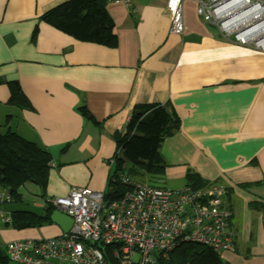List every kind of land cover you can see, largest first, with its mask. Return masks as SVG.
Returning a JSON list of instances; mask_svg holds the SVG:
<instances>
[{"label": "crops", "instance_id": "0c3cea01", "mask_svg": "<svg viewBox=\"0 0 264 264\" xmlns=\"http://www.w3.org/2000/svg\"><path fill=\"white\" fill-rule=\"evenodd\" d=\"M65 1L0 0V133L10 129L52 160L44 200L23 185L38 198L27 208L74 187L106 191L114 134L135 105H163L179 129L160 144L166 167L153 181L178 189L192 172L224 185L234 237L220 258L264 264V52L223 39L193 0L182 2L181 35L169 32L167 0L107 1L116 47L80 42L40 20ZM13 83L29 108L8 103ZM81 105L98 124L79 114Z\"/></svg>", "mask_w": 264, "mask_h": 264}, {"label": "built area", "instance_id": "2783aa9c", "mask_svg": "<svg viewBox=\"0 0 264 264\" xmlns=\"http://www.w3.org/2000/svg\"><path fill=\"white\" fill-rule=\"evenodd\" d=\"M183 1L167 0L170 34H182ZM193 1L196 15L214 25L223 39L264 52V0ZM122 182L132 187L115 200L106 201L104 191L74 187L50 201L53 210L71 218L70 230L49 238L4 244L9 262L162 264L170 251L184 244L207 247L218 256L233 250L232 212L224 203L227 192L222 184L169 189L126 177ZM10 201L7 190L0 188L2 228L12 222L11 215L4 211Z\"/></svg>", "mask_w": 264, "mask_h": 264}, {"label": "trees", "instance_id": "16d2710c", "mask_svg": "<svg viewBox=\"0 0 264 264\" xmlns=\"http://www.w3.org/2000/svg\"><path fill=\"white\" fill-rule=\"evenodd\" d=\"M106 4L107 0H67L42 14L40 20L77 41L115 48L117 39ZM8 103L18 108H29L28 100L16 83L10 85ZM77 110L92 124H98L85 106L81 105ZM8 119L9 116L6 117V121ZM178 129L179 121L168 111L167 106L135 105L121 134L117 132L114 134L116 152L104 191L105 200L118 199L131 189V184L122 182L123 177L133 182L145 176L161 177L166 165L159 154L160 144ZM66 148L64 146L61 151L64 152ZM51 163L50 155L35 143L23 139L10 129L0 133V188L12 191L9 193L11 198L9 204L12 202L21 204L18 189L26 183L36 186L39 189V198L44 200ZM213 184L220 183L210 184L197 174L189 172L182 187L200 189ZM7 205L4 206V211L12 218L8 227L12 226L17 230L36 228L42 222H49V217L54 211L46 199L44 206L39 209L40 213L32 211L33 207L8 210ZM8 263L5 247L0 242V264ZM162 264L226 263L207 247L184 244L170 251L167 260Z\"/></svg>", "mask_w": 264, "mask_h": 264}, {"label": "rangeland", "instance_id": "374dc122", "mask_svg": "<svg viewBox=\"0 0 264 264\" xmlns=\"http://www.w3.org/2000/svg\"><path fill=\"white\" fill-rule=\"evenodd\" d=\"M137 182L141 183V184H146V185H150V186H158V187H165L167 188V186L162 185L161 183H157L153 181V177L151 176H145L140 178V180H137ZM18 193H23L24 197L22 199L21 204L20 203H14L12 202L11 204H8L6 209L8 210H20L21 208H26L27 206H30L29 204L33 201V200H37L38 198H35L34 196L28 195L25 196L27 193L26 191H24L23 186L21 188L18 189ZM32 211H36L38 213H40L39 209L36 208H32ZM55 226L54 224H52L50 221L45 223L42 222L40 224V226L36 227V228H29V229H24V230H17L15 228H13L12 226L5 228L0 227V242L4 244L8 243V242H12L15 240H26V239H37V238H49L52 235V232L49 227H53ZM35 230L37 232V237H23L25 236L28 232ZM33 233H30L29 235H33ZM135 259H137V256H135ZM8 264H17L14 262H9Z\"/></svg>", "mask_w": 264, "mask_h": 264}, {"label": "water", "instance_id": "95a60500", "mask_svg": "<svg viewBox=\"0 0 264 264\" xmlns=\"http://www.w3.org/2000/svg\"><path fill=\"white\" fill-rule=\"evenodd\" d=\"M6 190L11 194L12 191L10 189ZM49 220L60 229L61 233L68 232L72 226L71 218L55 210L51 213Z\"/></svg>", "mask_w": 264, "mask_h": 264}]
</instances>
